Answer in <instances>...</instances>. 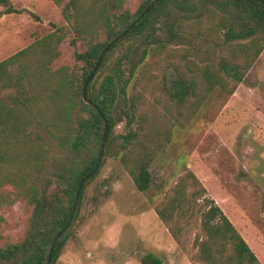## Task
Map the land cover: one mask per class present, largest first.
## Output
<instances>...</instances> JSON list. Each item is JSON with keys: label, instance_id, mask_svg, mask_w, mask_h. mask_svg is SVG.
<instances>
[{"label": "rangeland", "instance_id": "374dc122", "mask_svg": "<svg viewBox=\"0 0 264 264\" xmlns=\"http://www.w3.org/2000/svg\"><path fill=\"white\" fill-rule=\"evenodd\" d=\"M11 1L24 11L0 16V61L57 27L68 26L53 0ZM140 1L127 0L126 6L135 12ZM198 3L200 9L194 12L175 6L162 11L159 24L165 22L163 30L171 26L176 35H168L171 41L163 47L149 48L135 71L128 87L138 104L135 118L129 122L119 110L116 113L113 132H135L128 162L143 159L150 187L141 191L135 186L120 159L124 152L120 141L113 143L95 177L86 183L56 264H140L147 252L157 254L164 264H198L195 238L201 233L207 198L221 207L264 264V44L233 93L219 85L210 88L198 67L231 57L232 49L249 39L226 42L219 20L229 14L227 10L208 0L207 8ZM143 36L124 40L110 53L95 74L96 86L119 61L139 57ZM61 48L54 67L73 65L69 37ZM76 48L84 46L78 42ZM193 81L195 91L189 87ZM233 83L229 79V87ZM178 86H188L183 102L170 93ZM188 171L204 191L176 209L182 228L177 241L156 206L174 193ZM31 210L12 184L0 187V246L22 238Z\"/></svg>", "mask_w": 264, "mask_h": 264}, {"label": "trees", "instance_id": "16d2710c", "mask_svg": "<svg viewBox=\"0 0 264 264\" xmlns=\"http://www.w3.org/2000/svg\"><path fill=\"white\" fill-rule=\"evenodd\" d=\"M53 1L68 26L57 27L0 61V187L12 184L16 195L32 207L22 238L0 246V260L12 264H46L53 240L68 226L51 250L49 264H56L82 203L86 183L98 171L82 185L74 219L69 224L78 185L95 168L106 133L103 156L120 141L124 150L120 159L135 186L141 191L150 187L151 175L143 159L136 158L132 165L128 162L135 132H113L116 113L119 110L129 122L135 118L138 104L128 89L135 71L149 48L163 47L171 41L168 35H176L171 26L167 32L163 30L165 22L159 24L162 11L175 6L180 11L194 12L200 9L198 2L207 8L205 0H141L135 12L126 6L127 0ZM208 1L229 13L219 20L221 28H225L226 42L249 39L233 48L231 57L198 67L210 88L219 85L230 94L242 80L244 69L262 51L264 0ZM0 6V16L24 11L11 0H0ZM34 17L39 19L38 15ZM142 34L145 46L139 57L119 61L96 86L95 74L105 66L110 53L124 40ZM67 37L74 47V64L54 67ZM78 42L83 50L76 48ZM229 79L234 80L230 87ZM189 87L195 91L196 82H190ZM187 88L178 86L170 93L183 102ZM202 191L200 180L188 171L179 179L174 193L156 206L177 241L182 228L179 217L175 218L176 209ZM205 206L201 233L195 238L198 264H262L221 207L211 198L205 199ZM140 264L164 261L154 252H147L141 256Z\"/></svg>", "mask_w": 264, "mask_h": 264}, {"label": "water", "instance_id": "95a60500", "mask_svg": "<svg viewBox=\"0 0 264 264\" xmlns=\"http://www.w3.org/2000/svg\"><path fill=\"white\" fill-rule=\"evenodd\" d=\"M150 7H148L143 13H145L148 9H149ZM143 15V14H142ZM137 22V20H135L125 31H124V33L125 32H127L135 23ZM121 36H119V37H117L116 38V40H118L119 38H120ZM109 47H110V44L102 51V53H101V55H100V58H99V60L104 56V54L106 53V51L109 49ZM94 75V74H93ZM93 75L91 76V78L93 77ZM90 78V79H91ZM90 79H89V81H90ZM84 91H85V89H84ZM107 132H108V129H107ZM106 137H107V133H106V135H105V138H104V140H103V142H102V144H101V147H100V150H99V155H98V159H97V163H96V166H95V168L92 170V172L90 173V175L89 176H87L86 178H84L80 183H79V185H78V188H77V191H76V196H75V200H74V203H73V206H72V210H71V214H70V218H69V224L73 221V219H74V215H75V211H76V207H77V202H78V197H79V193H80V190H81V188H82V185L84 184V182L90 177V176H92V175H94L97 171H98V169H99V167H100V164H101V160H102V157H103V150H104V144H105V140H106ZM68 227V226H67ZM67 227H65V229L61 232V233H59L56 237H55V239L53 240V243H52V245H51V248H50V250H49V253H48V257H47V260H46V264H49V262H50V254H51V250H52V248H53V246H54V244L56 243V241L63 235V233L67 230Z\"/></svg>", "mask_w": 264, "mask_h": 264}]
</instances>
